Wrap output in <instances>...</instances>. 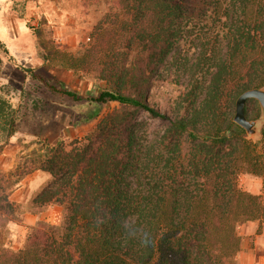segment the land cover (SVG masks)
Returning a JSON list of instances; mask_svg holds the SVG:
<instances>
[{"label": "trees", "instance_id": "16d2710c", "mask_svg": "<svg viewBox=\"0 0 264 264\" xmlns=\"http://www.w3.org/2000/svg\"><path fill=\"white\" fill-rule=\"evenodd\" d=\"M104 1L93 42L61 63L95 73L101 90L83 98L30 73L48 91L86 101L89 118L102 105L117 107L80 139L42 143L21 173L0 172V264H229L240 250L236 226L264 223V203L237 182L243 173L264 179V128L259 147L232 120L238 95L264 87V0H215L207 22L217 31L198 35L196 56L184 64L192 82L174 118L149 101V91L188 37L186 0ZM35 34L43 60L52 59L39 28ZM0 52L7 54L1 42ZM142 114L163 121L162 130L150 136ZM6 123L9 138L14 122ZM35 171L49 180L32 205L60 207L62 218L38 221L12 249L10 195Z\"/></svg>", "mask_w": 264, "mask_h": 264}, {"label": "rangeland", "instance_id": "374dc122", "mask_svg": "<svg viewBox=\"0 0 264 264\" xmlns=\"http://www.w3.org/2000/svg\"><path fill=\"white\" fill-rule=\"evenodd\" d=\"M214 2L186 0L188 37L178 46L177 54L167 59L151 84L149 101L170 118L175 116L178 98L192 82L190 71L184 64H190L196 56L198 35L205 31L208 33L209 28L214 33L218 26L207 22L215 11ZM106 12L107 2L104 0L99 4L91 0H0V42L7 49V54L0 52V172L21 173L30 153L42 143L80 139L93 130L107 111L117 107L116 103L102 105L98 107V115L89 118L92 108L86 101L75 103L54 94L33 79L30 73L83 98L94 96L104 87L95 73L69 70L61 63L69 56L78 57V53L93 42L95 26L105 19ZM38 28L47 48L55 52L48 61L42 58L46 50L39 47L35 34ZM247 116L256 122L258 132L255 137L248 136L246 132L244 136L260 147L264 114L257 102L248 103ZM10 119L14 122V134L6 138V122ZM139 120L148 124L150 136L162 130L165 124L146 114L140 115ZM189 150V142L185 140L181 151L184 159ZM48 180L47 174L35 171L14 185L10 200L15 212L13 221L7 225L6 242L12 249L22 246L28 230L38 221L53 225L60 223V207L50 205L38 211L32 205L33 198ZM260 180L264 183L262 177L243 173L237 182L241 190L254 195L249 191L250 187ZM257 196L264 203V187L259 188ZM251 223L262 224L246 221L236 226L241 248L253 245L254 234L249 235L248 232ZM258 230L259 227L256 232ZM232 260L229 264H237Z\"/></svg>", "mask_w": 264, "mask_h": 264}, {"label": "crops", "instance_id": "0c3cea01", "mask_svg": "<svg viewBox=\"0 0 264 264\" xmlns=\"http://www.w3.org/2000/svg\"><path fill=\"white\" fill-rule=\"evenodd\" d=\"M263 184L262 180L259 182L255 181V186L250 187L249 191L257 195L259 194V188L264 187ZM258 227L259 233H256ZM248 232L249 235L254 234L253 245L240 247L234 257V261L237 264H264V223L261 225L257 223L249 224Z\"/></svg>", "mask_w": 264, "mask_h": 264}, {"label": "water", "instance_id": "95a60500", "mask_svg": "<svg viewBox=\"0 0 264 264\" xmlns=\"http://www.w3.org/2000/svg\"><path fill=\"white\" fill-rule=\"evenodd\" d=\"M248 100H255L264 114V88H250L241 92L235 100L233 122L242 128L250 137H255L258 132L255 121L250 120L245 113Z\"/></svg>", "mask_w": 264, "mask_h": 264}]
</instances>
